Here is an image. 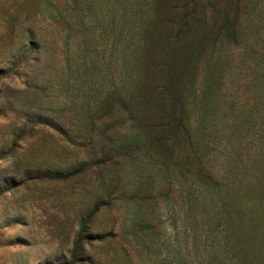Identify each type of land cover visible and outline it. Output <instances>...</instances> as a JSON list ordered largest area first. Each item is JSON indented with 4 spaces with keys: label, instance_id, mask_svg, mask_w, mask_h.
Listing matches in <instances>:
<instances>
[{
    "label": "rangeland",
    "instance_id": "rangeland-1",
    "mask_svg": "<svg viewBox=\"0 0 264 264\" xmlns=\"http://www.w3.org/2000/svg\"><path fill=\"white\" fill-rule=\"evenodd\" d=\"M213 2L233 28L217 49L205 33L183 84L194 140L169 173L149 141L155 90L152 155L115 151L132 144L113 89L131 83L145 0H0V264H264V0ZM150 5L159 60L174 47L162 13L179 11Z\"/></svg>",
    "mask_w": 264,
    "mask_h": 264
},
{
    "label": "trees",
    "instance_id": "trees-1",
    "mask_svg": "<svg viewBox=\"0 0 264 264\" xmlns=\"http://www.w3.org/2000/svg\"><path fill=\"white\" fill-rule=\"evenodd\" d=\"M163 1L175 13L179 11V15L175 18H171L166 12L162 13L163 19L167 22H172L174 27L170 34L173 41L168 36L164 38V41L167 39L166 43L170 44L168 39L171 40L174 47H165L162 57L159 60L155 59L153 55V36L149 30V25L152 21L148 17V10L151 9V5L150 0H145L142 29L139 33L137 57L133 66L131 83L125 92L119 86L113 89L116 96V109L125 113V115L121 116V122L126 118L129 121L128 124L133 136L132 144L117 148L115 151L119 156H125L133 161L145 156V154L152 155V147L143 142V132H146L145 125L148 123L145 114L149 107L150 93L155 90L157 113L155 127L161 130V135L149 141H154L163 147L161 152L163 153L164 161L162 163L166 167H171V172L169 173H173L175 166L178 165V154L181 153L178 147L180 141H189L192 144L194 140L191 114L189 108H187L183 84L196 71L198 67L196 61L202 51L204 49L208 51V48L201 46L206 31L212 30L214 32L211 43H207V46L210 49H217L222 44L223 39L231 33L233 24L229 22L226 14V17L221 16V19L220 16H217V7L213 0ZM78 12L80 13V8H78ZM216 19L217 22L212 24V21ZM194 26H199V29L194 30ZM183 43H185L183 46L185 48L181 47ZM178 47L181 49H177ZM202 63V81L204 82L210 72L207 61L203 59ZM154 69L159 70L163 75L157 83H154L150 78V74ZM45 119L42 121L43 123L51 125L66 138H69L68 132L61 125L52 124L47 117ZM204 170L205 168L202 170L201 176L208 179L210 175L205 173ZM79 172L80 166L63 170L46 169L41 174V177L63 179ZM185 174L192 175L188 171ZM162 188V197L165 199L168 192L164 187ZM100 205L102 203H97L93 207L91 214H94ZM89 218L90 216L81 219L82 232L86 230ZM83 235L88 238L86 233H83Z\"/></svg>",
    "mask_w": 264,
    "mask_h": 264
}]
</instances>
